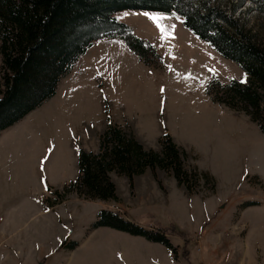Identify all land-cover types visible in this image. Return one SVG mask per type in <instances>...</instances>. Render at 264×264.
Masks as SVG:
<instances>
[{"label":"rangeland","instance_id":"1","mask_svg":"<svg viewBox=\"0 0 264 264\" xmlns=\"http://www.w3.org/2000/svg\"><path fill=\"white\" fill-rule=\"evenodd\" d=\"M214 2L230 11L237 0ZM144 13L165 17L159 23L168 33L167 38H162L156 24ZM233 15L264 46V13L246 0ZM114 16L133 35L155 48L153 54L147 55L151 65L142 62L119 37L116 38L123 40L136 56V62L131 55L122 53L120 45L114 49L116 53L109 45H97L88 62L79 64V75L71 81L83 95L78 103L75 98L67 99L61 94L49 107L46 105L47 111L46 106L41 107L26 122L33 135L28 139L36 144V153L48 150L52 143V157L57 160L58 142L63 139L57 125L74 122L80 125L73 138L82 142L81 150L98 152L100 137L108 125V111L112 125L120 126L146 149L159 151V140L168 134L185 151L187 170L209 173L215 179L216 190L212 193L204 179H199L189 193L178 186L170 172L159 169L155 173L147 169L134 177L130 187L125 176L113 172L118 201H89L72 193L52 207L54 250L65 240L76 241L78 246L73 250H53L45 264H129L126 260L129 251L136 253L137 263L144 255L146 264H264V135L245 112L214 102L207 93L214 77L226 85L231 79L240 81L246 74L172 15L128 9ZM101 51L108 54L100 56ZM209 69H214L215 74ZM189 75L193 78L185 80ZM95 78L99 80L97 84ZM60 106L66 108L59 116ZM224 106L244 114L252 122L251 127L248 125L244 133L243 125L233 123L224 114ZM23 132L21 128L19 134ZM67 132L65 128L64 133ZM251 145L253 152L259 153L255 164L248 153ZM236 151L241 158L230 161ZM62 155L60 152L59 156ZM77 176V161L75 170L66 178L55 168L47 178L50 189L46 198L55 199L51 193L62 192L64 186L58 187V182L66 179L72 182ZM7 186L0 178V200L6 191L10 192ZM249 201L260 205L243 207ZM102 209L119 213L123 210L121 214L127 219L143 226L156 222L164 227L176 226L187 235L169 236L179 249L178 261L172 259L164 246L141 237L110 228L96 233L89 231Z\"/></svg>","mask_w":264,"mask_h":264},{"label":"trees","instance_id":"2","mask_svg":"<svg viewBox=\"0 0 264 264\" xmlns=\"http://www.w3.org/2000/svg\"><path fill=\"white\" fill-rule=\"evenodd\" d=\"M245 1L237 0L227 11L214 0H0V132L51 99L60 80L100 38L123 39L142 62L151 65L147 55L153 54L155 48L133 35L114 16L131 9L175 16L221 57L236 63L247 75V83L231 79L224 85L214 77L207 93L214 102L245 112L264 135V46L233 15ZM249 1L264 13V0ZM107 118L99 151H79L77 178L64 185L62 192L51 193L55 199L47 197L45 207L62 203L72 193L89 201H118L113 172L125 176L132 187L134 177L147 169L152 173L159 169L170 172L178 186L189 193L199 179H204L208 190L215 192L214 177L196 169L187 170L185 151L168 134L159 140V151L146 149L120 126L112 125L108 111ZM258 205L259 202L249 201L243 207ZM100 227L161 244L176 262L179 249L169 236L187 237L173 224L164 227L156 222L143 226L106 209L97 213L88 230ZM77 246L76 241L65 240L56 251Z\"/></svg>","mask_w":264,"mask_h":264},{"label":"crops","instance_id":"3","mask_svg":"<svg viewBox=\"0 0 264 264\" xmlns=\"http://www.w3.org/2000/svg\"><path fill=\"white\" fill-rule=\"evenodd\" d=\"M101 43L111 46V50L114 53H116L114 49H118L120 45L122 53L131 55V60L134 62L137 61V59H135L136 56L127 49L128 47L123 40L118 38H101L96 40L86 53L78 59L71 71L60 80L56 93L51 99L36 110L30 112L21 121L0 132V178L5 180L8 185L7 188L10 189V192L6 191L7 193L2 195L3 200H0V264H45L44 261L48 259L49 255L54 250L52 242L53 222L51 217L54 208L44 206V200L50 189L47 178L52 176L55 168H58V172H60L62 178H66L75 170L76 161L78 172L79 151L83 149L84 146L82 142L75 140L73 136L74 134H78V127L80 125L78 122L67 125H57V129L60 130V135L63 139L58 142L59 149L57 150V160H55L52 157V143L49 144L50 148L48 150L44 149L42 153H36V144H33L28 139V137L33 135H31L30 128L26 126V122L29 121L41 107L48 106L49 103L56 100L61 94H64V97L67 99L75 98L78 103L80 95H83L79 90L74 89V79L79 75V69L77 68L79 64L88 62V57L91 56L97 45ZM107 54V52L104 53L101 51L100 56H105ZM93 64L99 65V63L96 62H93ZM72 80L74 81L71 82ZM98 81V78L94 79L95 84H97ZM80 104L84 105V103ZM47 106L45 111L48 110L49 106ZM64 108H66V106L57 108L59 116ZM224 114H226L233 123H240L243 125L244 133L248 125L251 127L252 122L245 118L244 114L234 113L225 106ZM21 128L25 132L19 134ZM65 128H68L67 133H64ZM35 135L36 134H34V136ZM240 135L244 137L241 132ZM81 136H84L83 132H81ZM60 152H63L62 157L59 156ZM235 153L236 154L229 157L230 161L241 158L237 155L239 154L238 151ZM248 153L251 155L250 159L254 160L253 163H257L259 153L258 151L253 152L252 145ZM10 163L11 166H8ZM70 181L71 180L68 179L63 180L58 182L57 186L62 187ZM46 188L47 190H45ZM121 211L123 214V210ZM107 228L108 227H100L95 229L92 233L103 231ZM57 246L54 251H56ZM148 246L152 247L151 244ZM127 253H130L129 256L126 255V260L129 264H146L144 263V255L141 257L142 260L137 263L136 253L134 251H129Z\"/></svg>","mask_w":264,"mask_h":264},{"label":"snow or ice","instance_id":"4","mask_svg":"<svg viewBox=\"0 0 264 264\" xmlns=\"http://www.w3.org/2000/svg\"><path fill=\"white\" fill-rule=\"evenodd\" d=\"M144 15L147 16V18H148L149 20H152V21L156 24L157 28H158V29L160 30V32H161L162 38H167L168 33H166L165 28L159 23V21L165 19V17H164V16H159V17H157V16H152V15H150V14H148V13H144ZM172 27H173V29H174V28H175V25H173ZM209 71H211V72H213V74H215V70H214V69H209ZM192 78H193V77H191L190 75L184 77L185 80H187V79H192ZM240 83H241V84H246V83H247V75H245V76L240 80ZM245 174H247V173H245ZM45 190H47V188H46Z\"/></svg>","mask_w":264,"mask_h":264}]
</instances>
